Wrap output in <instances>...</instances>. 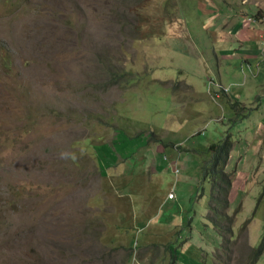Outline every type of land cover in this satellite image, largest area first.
Here are the masks:
<instances>
[{
	"label": "rangeland",
	"instance_id": "obj_1",
	"mask_svg": "<svg viewBox=\"0 0 264 264\" xmlns=\"http://www.w3.org/2000/svg\"><path fill=\"white\" fill-rule=\"evenodd\" d=\"M198 1L0 0V203L5 202L0 264H124L118 248L110 249L104 240L112 237L110 232L120 233L123 213L133 212L123 198L135 197V184H142L140 193L155 202L148 230L169 223L175 214L192 217L189 230L185 218L176 232L160 227L155 238H171L172 245L186 241L174 251L175 263L204 264L211 254L209 264H264V247L255 256L251 252L264 239V141L250 161L241 158L240 172L229 173L227 214L233 223L228 243L221 241L226 236L222 230L219 242L212 225L204 226L209 184L201 168L208 160L206 147L228 137L229 152L236 142L231 133L238 129L234 122L230 133V119L226 124L224 118V126L215 120L220 111L201 89L202 79L215 69L210 54L215 37L194 21ZM230 1L215 0L214 6L220 2L226 8ZM260 1L264 4L245 0L246 8L254 10ZM156 10L166 20L177 13L190 19L187 33L199 57L166 49L169 35L164 30L179 34L186 29L150 23ZM248 13L237 16L252 15ZM220 29L229 31L226 25ZM218 49L231 53L226 42ZM237 63L221 69L236 71ZM242 69L244 88L256 90L263 83L264 91V61ZM257 71L258 77L250 74ZM257 118L258 112L248 117L253 125ZM141 140L150 146L154 172L124 166V192L114 190L115 183L111 189L107 165L134 149L135 156ZM161 154L176 162V176L160 162ZM186 159L190 171L182 173ZM182 179L178 190L174 185ZM168 182L172 200L165 199ZM102 249L105 255L93 260ZM137 255L131 254L134 264H147Z\"/></svg>",
	"mask_w": 264,
	"mask_h": 264
},
{
	"label": "crops",
	"instance_id": "obj_2",
	"mask_svg": "<svg viewBox=\"0 0 264 264\" xmlns=\"http://www.w3.org/2000/svg\"><path fill=\"white\" fill-rule=\"evenodd\" d=\"M214 2L215 0H201V2L198 1L199 10L197 12V16H195L194 18V21L199 24V28L202 31L212 32L215 37V44L211 45L210 48V54L213 55V59L215 61V69L208 75L207 79H202V85H200L201 89H206V92H204L205 95L209 99H211V103L220 111V115L217 116L215 120L221 122V124L224 126L225 124L222 123L224 118L226 119V124L228 123L227 120L230 119V128L227 130L230 133L232 124L234 122L236 123V127L238 130L236 134L231 133L232 138L236 142L228 152V158L226 159L224 167L225 171H231L234 169L236 173L237 171L240 172L242 170L243 165H240L241 158L246 156V159L250 161L249 157L253 156V154L256 152L261 140V145L264 141V91H261L263 83L257 85V87H260L259 89L252 91L246 90L244 88L246 80V76L244 75L245 70L242 69L243 66L250 67L252 62H254L255 60L264 61V4L262 3V1H260V5H255L254 10L248 11V9L246 8L245 0H234V2L230 1L229 4H226V8L221 6L220 2L218 6H214ZM231 5L233 7H231ZM241 12H243L244 14L250 12L248 14H252L253 16L248 15L238 18L237 14ZM149 18V22L154 24L164 23L165 25L168 24L169 27H173L175 24H183L185 26V33L180 32L179 34H176L175 32H173V30L171 32L167 30H164V32L162 31L163 33L167 32L169 35L168 45L165 46L166 49L176 51V54L181 52L183 53L182 55L187 56L194 55L199 57L201 55V53H199V48L196 49L194 47L188 36L187 26H189L191 22L188 17L184 16L182 18V16L177 13L176 16L166 20L165 17L161 15V11L156 10L154 11V15L149 16ZM160 19L164 20L160 21ZM225 25L227 26L229 31L223 32V29L220 28ZM214 28L217 30H214ZM162 32L157 34V36L161 35ZM202 38L203 40H205L206 36ZM223 42H226V44L229 43V50L231 52L230 54H222V51L218 49L219 46L223 44ZM237 62L241 63L240 65H238L240 67L236 71L230 70L229 72H227L221 69V65L228 66L229 64H232L233 66H235L238 64ZM250 74L253 77H258L259 71H257L256 73L250 72ZM208 80H212L216 84H220L224 88H227V90L222 91L217 86L211 84L209 85ZM193 89L196 93H200L194 87V85ZM259 93L260 95H258ZM234 103L243 107L241 114L237 115L233 111L232 106ZM257 112L259 113V118H257V124L253 122L255 124L253 125L252 123H250L252 121H250L248 117L251 114ZM246 120L247 122H245ZM250 133L252 134V137L248 141L247 137ZM142 140L137 146V152L135 156L134 149L132 153L122 156V160H118L115 165H107V167H111V169L107 172L106 183L111 189H113L111 187L113 186L112 183H115L114 190L121 189V191L124 192V186L126 184H121L120 182V180L123 178L125 180L127 179V176H122L120 173L121 171L127 169H124V166L131 168L130 165L132 164V169L134 170V166L138 165L139 172H146L147 168H149L148 171L154 172L153 167L155 166V160L154 158H150V146L144 144ZM156 140L158 139L154 138V141ZM250 146H252V148L248 156V148ZM172 147H174V145H172ZM237 154L239 155V157ZM206 156L207 154L205 155V157ZM183 157L188 158L189 152H185ZM139 158L141 159L139 160ZM236 158H238V160H236ZM124 160H126V162ZM160 162L164 164V167L170 173H173V167L175 168L177 166L174 160H169L168 157L164 154L160 155ZM178 162L179 157L177 155V163ZM179 165L181 166L182 163H180ZM190 166V159H186L182 169V173H188L190 171ZM202 168L201 171H203ZM162 170L163 168H161L160 166L159 171ZM204 180L207 182V184H209L207 177H204ZM146 181L149 182V178H147ZM169 184L170 182H168L166 186V194L168 191H172V187H170ZM182 184L183 179L180 184H177L176 182L174 187L180 190L183 188ZM134 190L135 197H133L132 199L127 198L126 200L125 198H123V201L126 203L127 207H133V212L123 213L124 220L122 223H118L117 225L118 229H120V233L110 232L112 237H107L104 240L106 241L104 245H109L110 249L118 248L117 254H121L124 260V264H134L133 261L136 258L131 261V254L132 252L135 253V251L138 252L137 258L147 259V264H149V255L146 253V250L150 252L151 264H179L178 262L175 263L173 253L176 248H182L183 244L186 241L183 240L182 242L180 241L175 245H172L171 238H165L161 241H155V238H157V235H160L162 232L159 230L160 227H162L164 232H174L177 227L183 226V221L185 218L188 219L187 229L189 230L191 228L190 223L192 221V217H189L188 214L183 215V213L175 214L169 223L165 222L163 224H160L161 226L158 225L159 223H155V229L148 230L150 223L153 221V219L151 218L154 213L155 202L150 199L149 196H146V192L140 193L142 190V184H135ZM209 194L210 184L208 186V197ZM165 199L172 200L167 198L166 195ZM151 204L152 206L150 208ZM203 214H201L199 218H201ZM129 217H132L130 221L128 219ZM204 221L205 220L203 219V222ZM204 226L211 227L207 222ZM213 231L215 232V230ZM133 234H136L135 241L132 240ZM215 234L220 242V237L216 232ZM101 243L103 245V242ZM217 247L218 245L215 248ZM103 255H105L104 249L100 251L99 258ZM211 259H213V256L210 254V261ZM209 262L205 263L203 261L204 264H209Z\"/></svg>",
	"mask_w": 264,
	"mask_h": 264
},
{
	"label": "trees",
	"instance_id": "obj_3",
	"mask_svg": "<svg viewBox=\"0 0 264 264\" xmlns=\"http://www.w3.org/2000/svg\"><path fill=\"white\" fill-rule=\"evenodd\" d=\"M234 108L235 113L238 115V112L243 108L242 106L234 103L232 109ZM230 140L228 137L224 139L217 140L216 142H210L206 147V153L208 156V160L206 164L203 165V176L208 178L210 184V194L207 201V213L205 215L206 221L212 225L215 229V232L220 237V231L226 234L225 239L221 241L223 245L228 243V238L230 236V230L233 223V216L227 214V196L230 187V176L234 171H225V162L228 154V149L230 147ZM5 206V202L0 203V210ZM226 208V211H225ZM89 212L83 211V215H88ZM234 215V214H233ZM83 219H85L83 217ZM225 227L221 229V227ZM246 222L242 223L239 227V231L242 233L245 229ZM264 243L263 237L257 249H252L251 252L255 256L259 254L262 250ZM227 248L223 251L225 252ZM259 252V253H258ZM99 256L92 258L93 260H97ZM83 260H78L76 264H82Z\"/></svg>",
	"mask_w": 264,
	"mask_h": 264
},
{
	"label": "clouds",
	"instance_id": "obj_4",
	"mask_svg": "<svg viewBox=\"0 0 264 264\" xmlns=\"http://www.w3.org/2000/svg\"><path fill=\"white\" fill-rule=\"evenodd\" d=\"M209 81V85L211 84V85H214V86H217L220 90H222V91H226L227 90V88H224L223 86H221L220 84H216L215 82H213L212 80H208ZM175 168H177V167H175ZM173 172V171H172ZM179 172V170H178V168H177V172L176 173H172L174 176H176V174ZM169 192V191H168ZM167 192V193H168ZM166 196H167V194H166ZM173 197H174V195H173ZM170 199H172V198H170Z\"/></svg>",
	"mask_w": 264,
	"mask_h": 264
},
{
	"label": "built area",
	"instance_id": "obj_5",
	"mask_svg": "<svg viewBox=\"0 0 264 264\" xmlns=\"http://www.w3.org/2000/svg\"><path fill=\"white\" fill-rule=\"evenodd\" d=\"M172 171L174 172V173H176L177 172V168H174L173 167V169H172ZM167 198H173V193H172V191H169L168 193H167Z\"/></svg>",
	"mask_w": 264,
	"mask_h": 264
}]
</instances>
